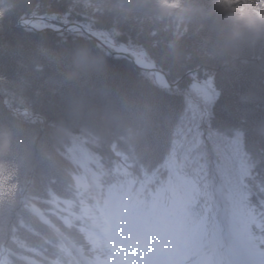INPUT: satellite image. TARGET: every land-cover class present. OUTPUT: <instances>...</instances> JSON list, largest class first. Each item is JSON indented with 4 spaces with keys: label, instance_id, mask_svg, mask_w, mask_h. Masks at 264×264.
<instances>
[{
    "label": "trees",
    "instance_id": "16d2710c",
    "mask_svg": "<svg viewBox=\"0 0 264 264\" xmlns=\"http://www.w3.org/2000/svg\"><path fill=\"white\" fill-rule=\"evenodd\" d=\"M193 2L207 6V0ZM246 2L264 9V0ZM33 15L106 30L133 57L142 56L178 84H159L154 73L113 56L83 33L18 26ZM221 31L220 23L203 15L187 23L158 19L154 0H0V130L11 132L14 152L28 145L32 153L30 165L15 178L0 176V264H30L22 259L25 254L41 260L44 255L48 264L77 262L35 207L89 254L113 258L80 204L89 205L102 226L100 203L108 182L102 181L99 198L74 180L82 165L99 162L111 181L114 174L130 175L139 185L151 181L158 192L159 183H171L173 196L200 219V245L216 264L226 260L223 243L213 241L221 227L215 191L221 180L229 202L242 208L264 245L259 213L264 207V34L227 44ZM82 42L105 57L108 77L63 82L55 64L35 55L39 43L56 48ZM142 105L160 118L147 134L148 149L133 153L105 133L104 121L117 113L136 114ZM56 128L67 129V139L49 157L44 144ZM169 166L176 168L179 182ZM68 199H75L70 225L57 217L66 214Z\"/></svg>",
    "mask_w": 264,
    "mask_h": 264
},
{
    "label": "clouds",
    "instance_id": "9594fccd",
    "mask_svg": "<svg viewBox=\"0 0 264 264\" xmlns=\"http://www.w3.org/2000/svg\"><path fill=\"white\" fill-rule=\"evenodd\" d=\"M158 19H171L187 23L198 15H203L221 25V35L227 44L235 43L246 34H264V9L249 5L246 0H207V6L198 5L193 0H154ZM133 5L129 11H134ZM38 60L55 64L63 82L79 83L96 78L108 77L110 67L103 55L89 43H74L53 48L46 43L36 45ZM73 117L79 119L80 111L72 110ZM159 114L149 105H142L136 114L117 113L104 121L105 133L124 144L130 152L148 149L146 137L150 129L157 125ZM67 139V129L56 128L50 141L44 147L49 157H55L60 146ZM30 146L13 151V136L8 130H0V176L15 178L22 168L31 162Z\"/></svg>",
    "mask_w": 264,
    "mask_h": 264
},
{
    "label": "water",
    "instance_id": "95a60500",
    "mask_svg": "<svg viewBox=\"0 0 264 264\" xmlns=\"http://www.w3.org/2000/svg\"><path fill=\"white\" fill-rule=\"evenodd\" d=\"M38 18H40V17H36V19H38ZM43 18H44V19H48V18H46V17H43ZM56 24H58V25H62V28H63L64 31L69 30V26H71V25H72L73 27H74V26H75V27H78V28L84 30L87 34H89V35H90L93 39H95L98 43H100L101 45H105V42H104L103 39H101L100 37H98L97 35H95L90 29L86 28L83 24H78V23L67 24V23H59V22H56ZM27 27H29V25H28ZM116 53L126 55L128 58H130L131 60H133V62L136 64V66H138V67H140V68L148 69V70H151V71H153V72H155V73H160V74L164 77V79H165V81H166V83H167L168 85H170V86H174V85H176V83H172V82L170 81V79L168 78L167 74H166L164 71L160 70V69L157 68L156 66H146V65H142V64L138 63V61H137L136 59H134V58H132L130 55L126 54V52L116 51Z\"/></svg>",
    "mask_w": 264,
    "mask_h": 264
},
{
    "label": "rangeland",
    "instance_id": "374dc122",
    "mask_svg": "<svg viewBox=\"0 0 264 264\" xmlns=\"http://www.w3.org/2000/svg\"><path fill=\"white\" fill-rule=\"evenodd\" d=\"M78 182H79V183H83V184L87 183V182H83V181L81 180V178L78 179ZM83 210H84V213H87V210H88V209L85 207Z\"/></svg>",
    "mask_w": 264,
    "mask_h": 264
},
{
    "label": "bare ground",
    "instance_id": "6f19581e",
    "mask_svg": "<svg viewBox=\"0 0 264 264\" xmlns=\"http://www.w3.org/2000/svg\"><path fill=\"white\" fill-rule=\"evenodd\" d=\"M138 61H139L141 64H147V65H148V63H146L144 60H142V59H140V58H138ZM159 78H162V76L159 75Z\"/></svg>",
    "mask_w": 264,
    "mask_h": 264
}]
</instances>
